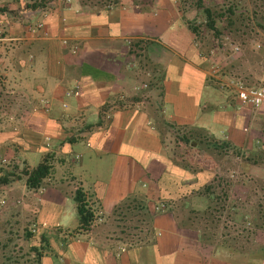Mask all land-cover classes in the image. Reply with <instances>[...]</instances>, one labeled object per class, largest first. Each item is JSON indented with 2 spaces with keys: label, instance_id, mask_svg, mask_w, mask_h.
I'll return each instance as SVG.
<instances>
[{
  "label": "crops",
  "instance_id": "crops-1",
  "mask_svg": "<svg viewBox=\"0 0 264 264\" xmlns=\"http://www.w3.org/2000/svg\"><path fill=\"white\" fill-rule=\"evenodd\" d=\"M185 9L180 0H155L147 10L122 0L96 11L82 8L79 0H0L2 86L7 96L17 97L11 113H21L19 118L27 124L34 122L36 131L49 141L35 147L42 151L41 160L47 154L51 165L56 160L59 180H67L66 190L57 192L59 198L72 196L77 187L84 192L98 217L87 230L80 229L78 221L75 234L85 233L87 241L98 231L109 244L124 245L110 219L102 217H113L124 204L133 214L141 204L147 209L144 213L152 214L149 231L160 226L163 245H181L173 212L156 213L155 208L156 201L171 202L174 190L188 187L190 175L171 154L165 136L169 131L163 132L156 122L157 101L163 119L175 128H202L241 148L258 144L264 106L241 105L235 89L221 86L219 77L210 73L214 61L220 68L235 61L233 45L227 48L229 55L219 52L214 59L207 55L187 24L196 12ZM39 22L43 26L34 29ZM244 30L245 37L253 35L264 44L263 29ZM243 65L248 75L253 74L250 79L264 85V62L246 60ZM219 75L224 81L231 79ZM14 134L9 132L11 138L0 144V174L12 173L8 162L18 168V158L21 170L34 167L27 162V153L36 142L18 145L12 141ZM76 162L77 174L74 168L61 171V166ZM104 168L122 169L120 192L109 191L100 175ZM23 186L27 188L22 173L15 179L8 176L0 191L18 199ZM107 199L114 202L104 209ZM58 226L66 238L70 226ZM74 249L78 252L82 246L76 242L71 255ZM196 252L194 264H200L197 247ZM45 253L41 264H50ZM58 254L67 257L60 249ZM105 254V264H127Z\"/></svg>",
  "mask_w": 264,
  "mask_h": 264
},
{
  "label": "rangeland",
  "instance_id": "rangeland-1",
  "mask_svg": "<svg viewBox=\"0 0 264 264\" xmlns=\"http://www.w3.org/2000/svg\"><path fill=\"white\" fill-rule=\"evenodd\" d=\"M218 1L219 3L222 1L225 5L228 3L235 4L238 9L246 11L244 18L249 19L250 22L248 23L251 24L250 27L252 29L254 28L252 23L254 21L253 13L259 14L264 7V0ZM246 4L247 8L245 9L244 5ZM205 34H207L206 37L209 43L203 50L205 52L209 48L210 57L213 59L215 56L218 57L219 52L224 56L231 53L227 52L229 51L227 48L230 46L229 38V40L225 39L223 35L211 37V33L207 32ZM241 52L240 49L236 52L234 51L237 55ZM214 62L218 63L217 61ZM2 80L3 77L0 74V144L11 138L8 136L9 132L15 133L12 141L17 142L16 144L18 145H21L19 142L33 144L35 141L36 143L32 145L34 147L30 150V153H27V162L35 166L42 156V151L36 149L35 146L50 143L36 131L34 122L31 121L27 124L26 119L24 121L19 118V116H22L21 113H11V109L16 106L15 100L17 97L5 94ZM215 114L216 112H214ZM218 114H221V112ZM165 130L166 132L168 131L167 128H163V132ZM170 133H173V130ZM170 133L165 136L168 139V143L171 144L173 158L181 163L185 161L184 163H189L195 169L194 172L189 173L190 180L196 185L210 181L214 173L220 170L221 162L208 152L189 149L185 144L174 141ZM260 135L262 140H264V129H261ZM18 159L17 164L20 170L16 168L15 162H8L7 164L9 170L14 173L13 179L22 174L23 162L20 161V158ZM232 160L235 162V159ZM107 163H109L108 160ZM61 167L63 172H67L68 168H74V174H77L80 170V165L77 162ZM57 169L59 170V167ZM251 172L256 175L260 174V170L252 169ZM100 175L108 183L107 188L109 191L114 189V191L120 192L124 187L122 169H113L111 171L109 169L106 171V168H104ZM66 182V179L63 182L59 180L58 174H56V160H54L49 178L44 180L43 185L39 189L31 190L23 186L18 192V199H11L0 191V264H36V261L30 257L33 251L29 248V243L40 247L42 254L46 252L45 257L50 258V264H105V253L107 251L111 253L112 257L121 262H127V264H194L197 261L195 258L197 255L196 247L201 259L200 264H220V259H223L225 264H264V248H261L264 240L259 237H255V245H252L251 236L242 232L243 236L240 244L245 245L244 254H230L225 248H216V245L221 243L222 239L219 235L207 238L204 244L201 243L202 239H199V241L195 239L194 231L190 228L200 225L194 217L193 209L204 208L206 201L200 195L195 194L196 192L189 193V187H182L183 190L181 189L182 191H180L178 189V192L174 190L175 197L171 199V202L156 201L158 206L162 203L165 205L164 210L155 209L156 213H162L168 209L173 212L176 222H178L176 226H178L179 231L176 232H178L180 241H182L181 247L163 245L160 240L161 237H158L161 227L154 225L149 231L148 218H145L144 212L140 210L134 212L135 214H129L127 213L129 211L124 210L125 215L116 213L113 214V217L108 215H103L102 217V220L106 218L109 221L110 219V224L115 228L114 234L121 235L123 233L121 231H125V236L126 233L129 238L138 236L142 239L140 242L135 244L125 243L124 245L122 243L109 244L103 239L102 233L98 231L91 236V240L87 241L85 233L75 234L78 216L72 196L67 194L65 199H61L58 196L59 194H57V192L66 190ZM141 183L139 188H141ZM19 184L22 185V182H19ZM233 192L239 193L235 188H233ZM111 195L116 196L117 194L113 192ZM184 201H187V203L183 204ZM111 202H114V199L103 201V208L105 209L106 205L111 204ZM60 211H62V215L59 213ZM95 218L98 219V217ZM63 223L70 226L69 233L65 235L66 238L60 232V227L58 226V224ZM229 223L227 222L228 225ZM27 230L33 231L29 242L24 238ZM40 234H43L47 240L45 241V238L38 236ZM76 242L80 243L82 249H79L78 252L74 249L76 254L71 255L70 253L73 251ZM59 249L66 252V258L58 254Z\"/></svg>",
  "mask_w": 264,
  "mask_h": 264
},
{
  "label": "trees",
  "instance_id": "trees-1",
  "mask_svg": "<svg viewBox=\"0 0 264 264\" xmlns=\"http://www.w3.org/2000/svg\"><path fill=\"white\" fill-rule=\"evenodd\" d=\"M121 1L79 0V3L86 10L96 11L111 3H120ZM131 1L140 4L142 10H147L152 7L155 0ZM180 1L186 8L185 10H194L196 12L193 19L187 20V24L192 33H194L201 49L208 46L209 42L206 37L207 34H205L207 32L211 33V37H220V35L229 37V43L233 45L232 48L237 47L238 50L240 49V52L242 51L239 55L235 56L233 63L228 66L219 67L218 72L230 75L231 79L241 81L245 85L261 86L254 82L253 79H250L249 76L253 77V74H247L243 61L264 62L263 40L253 35L245 37L246 32L244 28H247L248 31L255 30V27L264 30V7L259 14L253 13L254 28L252 29L250 27L251 24L248 23V18V22H244V14L247 12L238 9L234 4L228 3L225 5L222 1L219 3L213 0ZM238 32L240 34L237 37H230V34ZM231 36L233 37V35ZM205 53L209 55V48L205 50ZM155 109L158 126L162 129L167 128L169 133L173 130V133L170 134H172L171 137L174 141L185 144L189 149L208 152L222 164L220 170L214 173L210 181L196 185V183L190 180L187 185L189 193L196 192L195 194L200 195L206 201L204 208L193 209L194 217L200 226L197 225L190 229L194 231L197 241L202 239L201 243L204 244L207 238L219 235L222 239L221 243L216 245V248H225L230 254H244L245 245L240 244L243 236L242 232L251 236L252 245H255V237L264 240V140H262V137L259 136L257 138L258 144L255 143V146L241 148L230 143L228 140L214 137L202 128H175L163 119L161 102L157 101ZM232 159H235V162ZM184 162H179V164L184 169H187L189 173L194 172L195 169L189 163ZM51 168V157L48 154L31 169L24 168L22 173L25 176L27 188L31 190L40 188L44 180L50 176ZM252 169L260 170V174L256 175L252 173ZM13 175L14 173L0 174V184L6 183L8 176ZM233 188L239 191V193H234ZM72 198L75 202L79 228L82 230L89 229V226L95 219L94 210L79 187L73 190ZM186 203L187 201L183 202V204ZM128 208L129 205L126 204L119 206L114 210V214L121 213L125 215L124 210L128 211ZM138 210L144 211L147 209L144 208V205L139 204ZM143 214L145 218H152V214L149 212ZM225 221L230 222L229 225ZM121 232L124 235H120L119 238L124 239L126 243L135 244L142 240L138 236L136 238H129L127 233L125 236V231ZM32 234L33 231L27 230L24 238L29 242ZM41 238L45 237L42 236ZM29 248L33 251L30 257L36 261V264H41L42 253L40 247L29 243ZM261 248H264V244L261 245ZM219 263L225 264L223 259H220Z\"/></svg>",
  "mask_w": 264,
  "mask_h": 264
},
{
  "label": "built area",
  "instance_id": "built-area-1",
  "mask_svg": "<svg viewBox=\"0 0 264 264\" xmlns=\"http://www.w3.org/2000/svg\"><path fill=\"white\" fill-rule=\"evenodd\" d=\"M43 26L42 22L37 23L34 26V29H40ZM31 28V27H30ZM67 41L64 40V43ZM234 50L237 51L238 48L234 47ZM219 66L217 64L211 65L210 73L213 77H219L220 85L221 86H230L235 89L237 93V97L239 103L241 105L250 106L253 108L264 106V85L261 86H249L245 85L243 82L235 80V79H228L224 81L220 78L219 75ZM108 117V115H106ZM165 205L162 203L159 206H156L157 209H163Z\"/></svg>",
  "mask_w": 264,
  "mask_h": 264
}]
</instances>
